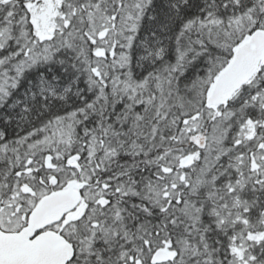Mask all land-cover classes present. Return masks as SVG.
<instances>
[{
	"label": "snow or ice",
	"instance_id": "snow-or-ice-1",
	"mask_svg": "<svg viewBox=\"0 0 264 264\" xmlns=\"http://www.w3.org/2000/svg\"><path fill=\"white\" fill-rule=\"evenodd\" d=\"M0 264H264V0H0Z\"/></svg>",
	"mask_w": 264,
	"mask_h": 264
}]
</instances>
